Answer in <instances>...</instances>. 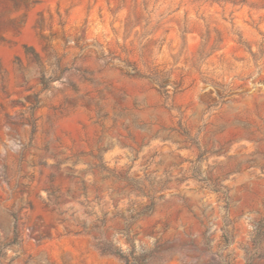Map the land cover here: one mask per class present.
I'll return each mask as SVG.
<instances>
[{
	"label": "rangeland",
	"instance_id": "rangeland-1",
	"mask_svg": "<svg viewBox=\"0 0 264 264\" xmlns=\"http://www.w3.org/2000/svg\"><path fill=\"white\" fill-rule=\"evenodd\" d=\"M0 264H264V0H0Z\"/></svg>",
	"mask_w": 264,
	"mask_h": 264
},
{
	"label": "trees",
	"instance_id": "trees-1",
	"mask_svg": "<svg viewBox=\"0 0 264 264\" xmlns=\"http://www.w3.org/2000/svg\"><path fill=\"white\" fill-rule=\"evenodd\" d=\"M160 87L163 88V89H165V83L164 82H161L160 83Z\"/></svg>",
	"mask_w": 264,
	"mask_h": 264
}]
</instances>
